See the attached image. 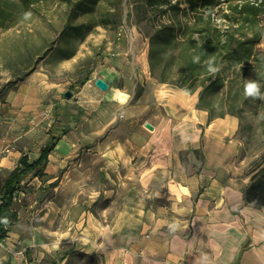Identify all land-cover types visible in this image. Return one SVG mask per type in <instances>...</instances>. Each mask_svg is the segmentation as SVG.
Masks as SVG:
<instances>
[{"label": "crops", "instance_id": "1", "mask_svg": "<svg viewBox=\"0 0 264 264\" xmlns=\"http://www.w3.org/2000/svg\"><path fill=\"white\" fill-rule=\"evenodd\" d=\"M124 75L107 66V91L68 98L36 69L0 95V203L21 158L57 138L43 176L16 186L0 264H264V158L243 156L239 118L210 123L173 86L133 100Z\"/></svg>", "mask_w": 264, "mask_h": 264}, {"label": "trees", "instance_id": "2", "mask_svg": "<svg viewBox=\"0 0 264 264\" xmlns=\"http://www.w3.org/2000/svg\"><path fill=\"white\" fill-rule=\"evenodd\" d=\"M99 1L77 0L73 7L80 13L87 12ZM130 2L133 9L129 17L149 39L148 63L152 77L161 84L197 93V108L208 112L210 123L228 114L238 117V135L244 142H249L256 132L253 118L257 119L256 125L264 134V49L259 46L264 39V0ZM115 7V11L120 10V3ZM21 11L16 1L0 0V26L11 27ZM115 11L110 10L100 22L108 25ZM94 26V23L82 22L69 23L67 27L69 33L82 42ZM75 50V47L68 49L65 56H73ZM36 68L33 66L31 71ZM19 80H9L0 89V95L7 96L17 88ZM87 81L85 78L81 83ZM250 82L259 85V97L246 96L245 86ZM56 141L57 138L52 137L43 147L41 157L34 162L23 156L6 178L0 203L1 239L5 238L17 216L12 208L16 186L31 171L43 176Z\"/></svg>", "mask_w": 264, "mask_h": 264}, {"label": "rangeland", "instance_id": "3", "mask_svg": "<svg viewBox=\"0 0 264 264\" xmlns=\"http://www.w3.org/2000/svg\"><path fill=\"white\" fill-rule=\"evenodd\" d=\"M14 1L22 10L15 17L17 21L9 28L0 26V89L9 80L18 81L33 66L45 71L57 90L76 92L83 87L95 88L94 77L107 66L124 68L125 77L116 85L134 89L133 99L141 97L144 88L171 86L151 76L149 63L148 70L144 68L149 39L129 17L133 9L130 0H100L94 9L81 13L73 7L77 0ZM118 3L120 10L115 11ZM110 10L116 13L110 15L113 21L108 25L100 22ZM82 22L95 26L80 42L67 26ZM259 46L264 49V41ZM74 47L76 53L66 57L68 49ZM45 52L46 56L40 58ZM34 71L26 74L20 83L27 82ZM85 78L88 81L84 86L81 81ZM252 121L256 132L249 142H244L243 156L253 165L256 158H264V134L256 125L257 119ZM82 263L94 264L89 258Z\"/></svg>", "mask_w": 264, "mask_h": 264}, {"label": "water", "instance_id": "4", "mask_svg": "<svg viewBox=\"0 0 264 264\" xmlns=\"http://www.w3.org/2000/svg\"><path fill=\"white\" fill-rule=\"evenodd\" d=\"M96 86L99 87L102 91H107L110 88V83L103 77L99 76L96 80ZM64 94L66 97L70 98L74 96V92L69 89L68 91H65ZM146 126L150 129H153V125L149 122L146 123Z\"/></svg>", "mask_w": 264, "mask_h": 264}, {"label": "clouds", "instance_id": "5", "mask_svg": "<svg viewBox=\"0 0 264 264\" xmlns=\"http://www.w3.org/2000/svg\"><path fill=\"white\" fill-rule=\"evenodd\" d=\"M246 96L259 97L261 94L259 92V85L254 82H250L245 86Z\"/></svg>", "mask_w": 264, "mask_h": 264}, {"label": "built area", "instance_id": "6", "mask_svg": "<svg viewBox=\"0 0 264 264\" xmlns=\"http://www.w3.org/2000/svg\"><path fill=\"white\" fill-rule=\"evenodd\" d=\"M44 116L49 117V113L47 111H45ZM51 121H54V119L52 118ZM20 252H22V251H20ZM125 264H133V263H125Z\"/></svg>", "mask_w": 264, "mask_h": 264}]
</instances>
